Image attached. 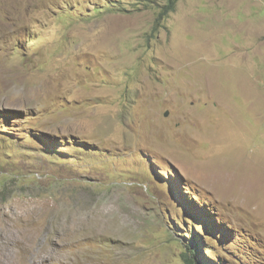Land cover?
<instances>
[{
  "label": "rangeland",
  "instance_id": "1",
  "mask_svg": "<svg viewBox=\"0 0 264 264\" xmlns=\"http://www.w3.org/2000/svg\"><path fill=\"white\" fill-rule=\"evenodd\" d=\"M166 5L0 0V264H264V0Z\"/></svg>",
  "mask_w": 264,
  "mask_h": 264
},
{
  "label": "trees",
  "instance_id": "2",
  "mask_svg": "<svg viewBox=\"0 0 264 264\" xmlns=\"http://www.w3.org/2000/svg\"><path fill=\"white\" fill-rule=\"evenodd\" d=\"M178 0H167V5L164 7L160 14V18L162 17L165 18V16L168 15L169 12H171ZM199 255V245L197 243L193 245H188L187 246V251L182 253L183 260L186 264H203L198 260L197 256Z\"/></svg>",
  "mask_w": 264,
  "mask_h": 264
},
{
  "label": "bare ground",
  "instance_id": "3",
  "mask_svg": "<svg viewBox=\"0 0 264 264\" xmlns=\"http://www.w3.org/2000/svg\"><path fill=\"white\" fill-rule=\"evenodd\" d=\"M243 87V86H242Z\"/></svg>",
  "mask_w": 264,
  "mask_h": 264
}]
</instances>
